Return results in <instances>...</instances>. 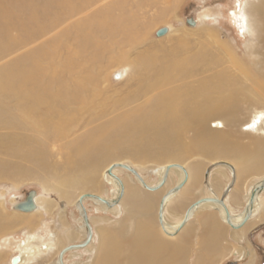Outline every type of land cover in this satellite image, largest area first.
I'll use <instances>...</instances> for the list:
<instances>
[{"label": "rangeland", "instance_id": "obj_1", "mask_svg": "<svg viewBox=\"0 0 264 264\" xmlns=\"http://www.w3.org/2000/svg\"><path fill=\"white\" fill-rule=\"evenodd\" d=\"M236 1L241 3L246 16L241 24L233 17V11H237ZM257 2L0 0V72L5 74L1 79L0 73L1 84H6V79L11 82V71L27 70L31 78L25 84L46 85L51 97L49 102H41L37 109L40 113H26L10 93L25 89L20 87L22 80L13 82V88L9 85L4 86L5 89L0 87V210H3L0 212V223L3 224L0 226V243L6 239L5 244L8 245L1 264H9L11 256L22 255L21 245L30 236L37 238L38 245L46 240L53 245L56 234L63 230L71 231V240L54 245L31 263L57 264L61 249L86 238L81 229V212L76 208L80 195L88 193L106 200L117 196L118 188L106 180L104 172L117 162L136 169L150 187L159 182L158 168L178 164L191 174L198 165V191L185 206L205 197L220 199L231 183L223 204L233 217L243 214L252 187L264 179V153L261 163L258 162L259 169L255 162L246 163L247 172L242 173L235 165L238 156L234 148L217 145L214 149H206L208 153L189 150L175 158L160 156L162 151L157 145L146 149L136 141L123 144L118 139L119 144L109 148L112 156L102 162L94 174L100 184L99 191L69 187L64 182L63 167L69 146L84 134L133 110L148 109L164 89L181 86L180 81H174L167 86L156 83L150 87L158 77L154 70L146 73L144 69L149 66L159 69L161 62L157 61L158 56L169 55L168 51L173 47L178 48V56H202L195 73L184 82L195 83L213 77V85L223 88L222 95L233 98V111L210 117L206 121L207 126L213 128L216 120L222 121V129L231 137L229 142H239L242 147L246 145L249 152L264 149V144L250 141L252 137H261L259 134H244L254 112L264 109V84L260 82L261 77L264 79V50L256 40L255 21L249 8L250 4ZM187 19L195 20V25H188ZM94 20L98 26H91L90 22L94 23ZM246 27L250 28L249 31ZM160 28L168 31L156 37L155 33ZM116 74L118 78H115ZM14 86L20 88L15 89ZM211 94L218 93L212 91ZM52 118L61 121L56 132L51 126L55 125ZM46 121L48 123L44 124ZM192 136L193 131L187 129L184 140L188 142ZM176 155L180 154L176 152ZM113 172L123 183L124 193L112 211L92 198L83 200L93 231L92 239L84 248L66 252L64 264H91L101 230L123 218L126 208L137 209L138 204L126 200L127 183L144 194L156 197L151 214L157 227L158 202L178 182V175L173 170L159 189L149 191L130 172L121 168ZM73 173L70 172L69 177L74 176ZM185 182L175 193L177 196L186 188ZM30 190L36 191L37 201L42 204L48 201L50 207L29 213L14 210L12 205L23 200ZM236 193L239 195L237 199L234 198ZM177 196L169 199L167 206L170 207ZM252 207L248 220L241 223L242 218L237 225L234 224L235 227L219 217L223 235L218 246L223 253L215 254L218 256L212 258L214 262L212 260L211 264H264V219L260 216L264 211V189L258 192ZM215 210L209 207L196 211L184 224L166 235V239H175L189 231L181 264H196V258L202 252L203 239L207 237V227L201 220L206 213H216ZM168 220L173 222L176 219L168 216Z\"/></svg>", "mask_w": 264, "mask_h": 264}, {"label": "bare ground", "instance_id": "obj_2", "mask_svg": "<svg viewBox=\"0 0 264 264\" xmlns=\"http://www.w3.org/2000/svg\"><path fill=\"white\" fill-rule=\"evenodd\" d=\"M235 7L237 11H233V17L234 19H238V23L241 24L245 19L244 17H246L243 12L244 8L241 7V3L238 1L235 2ZM249 8L255 21L253 26L258 35L256 40L259 41V45L264 50V0H258V2L254 5L250 4ZM90 24L91 26L94 24L97 25L96 21L94 23L90 22ZM241 27L243 26L241 25ZM249 29L247 28L248 31ZM168 52L169 55L163 54L158 56L157 61L161 62L159 64V69L149 68L150 66L144 68L146 73L154 70V73H156L158 77L149 86L151 87L156 83H163L167 86V83L174 81H180V83H182L181 86L164 89L162 91V95L155 97L150 108L145 110H143V108L137 112L134 110L133 112H128L125 116L116 118L108 124L90 130L84 134L80 140L71 143L69 151L65 156L66 161L63 167V173L66 175L64 182H66L69 187L79 188L81 190L91 189L99 191L100 184L95 179L96 177L94 178V174L100 164L112 156L109 148L117 146L119 144L117 143L118 139H120V143L123 144H131L130 141H136L140 143V146L141 144L145 145L146 149H152L155 145H157L162 151L160 156L169 155L175 158L184 155L189 150H193V152L194 150L196 152L205 151L208 153L206 149H214L217 145H221L224 148L230 147L235 149L234 153L238 156L235 165L242 170V173L247 172L246 163L255 162L257 164V168L259 169L258 162L261 163L264 149L260 151L256 149L253 152H249L246 145L242 147L239 145V142H229L228 140L231 137L222 129L224 127L222 121L216 120V124L213 125V128L211 126H207L206 124V121L210 117H214L215 115H227V113H231V111H233L234 104L232 96L222 95L223 88L219 85V87L213 85V77L211 79L207 78L198 80L195 83L184 82L187 77H190L195 73V69L199 65L198 60L199 58L201 59L202 56H178L177 47H173ZM158 70L159 72H157ZM11 73L13 75L11 78L9 74H7V78L8 80L10 78L11 82L6 79V84H1L0 80V87L5 89L4 86L7 87L9 85L13 88V82L15 83L17 79L22 80V86L20 87L25 89L23 91L13 90L10 93L15 96V99L18 101L17 104L22 105L26 113L36 112L37 109L41 107V102L45 101L47 103L51 100V97L49 96L50 93L47 90L48 87L46 88V85L45 87L37 85V87L35 85L28 86L25 84L27 80L31 78V75L27 72V70H13ZM4 75V73L1 75V79ZM144 79H146V77H144ZM260 82L264 84L263 77L260 78ZM14 87L15 89L20 88L17 86ZM212 91H216L218 94L212 95ZM44 107V109L47 108L45 105ZM37 112L40 113V110ZM47 112L48 111H45V113ZM52 121L55 125L51 126L55 127L54 131L56 132L61 121L60 119L54 120L53 118ZM47 123L48 122L46 121L44 124ZM187 129L193 131V136L188 142L184 140V134ZM245 132L246 133L244 134L248 135L250 133L259 134L261 137H257L255 139L251 136L252 138L250 141L253 140L258 142V145L264 144V109L256 110L254 112L253 116L247 122V131ZM136 146L139 145L136 144ZM176 152L180 155H176ZM134 153H137V151ZM167 165L158 168L157 170V174L159 176L158 183L163 181L157 189H159L165 181H168L167 179L169 173L173 170H175L178 175V182L176 183L174 189L165 192L158 202L156 214L158 222L157 227L154 226L151 214L156 197L154 195L144 194L140 192L137 187L127 183L126 200L138 204V207L135 210L126 208L123 218L115 222L113 221L114 223H112V225H109L108 227L105 226L101 230L100 241L95 251L94 260L91 264H181L184 258L185 243L188 241V237L186 235L189 231L175 239H166V235L172 233L184 224V222L196 211L209 207L216 209V213H206L207 215H205L201 220V223L207 227V237L203 239V245L201 247L202 252L199 256H197L196 264H205V262L208 264L210 260L211 261L209 263L211 264L212 260L214 262V259H212L213 257L216 258L218 255H221L223 249L221 250L219 248L218 242L220 237L223 235V225H220L219 217H221V220L229 226L235 227L237 223L245 217L246 208L243 214L238 217H233L230 214L229 217H227L225 211L227 209L225 208L222 199H216L214 196L213 198L205 197L197 200L196 203L186 207L185 203L191 197H194L198 191L197 187L200 179V168L198 165H195L191 174H189L187 170L186 172L184 171L181 165L176 164L177 166L172 167L170 170L165 172ZM106 170L104 171L105 173ZM77 171L79 172L78 174H76ZM70 172H74V176L69 177ZM105 177L106 180L116 186L119 191L122 187V193H124V186L122 182L119 183L115 178L108 175ZM188 178H190V180L187 186ZM184 181H186L184 184V187L186 188H184L183 191L181 190L182 192L177 196V194H175L179 190V188L177 189V185L179 183H184ZM261 183L264 185L263 178L254 184L253 187L258 186ZM168 192L169 194H167ZM257 194L255 195L252 206L255 204ZM174 196L177 197L174 199L172 205H170V207L167 206V201H169L172 197L174 198ZM238 196V193L234 194V198L237 199ZM249 197L246 201V207L248 205ZM37 199V197H34L36 204L35 210L41 207H50V202L43 201L42 204L39 200L37 201ZM94 200L103 208L111 211L116 205L115 204L109 207L107 204H104L97 199ZM162 202L163 211L162 216L160 217L162 219L161 220L159 219V207ZM1 211L3 212V210H0V212ZM251 211H253V207L251 208ZM167 214L168 216L175 217L176 220L170 222ZM260 216L264 219V211L260 213ZM35 219L33 220L35 221ZM81 220V229L84 231L85 236H87L88 230L83 221L82 214ZM26 221L28 222L29 220L27 219ZM34 221L30 222L34 223ZM1 225L3 227V224L0 223V226ZM2 227H0V232L2 231ZM72 238L73 234L71 231L63 230L61 234H56L53 245L49 240H46L38 245L37 238L34 235L30 236L27 238V241L22 243L21 249L23 250V254L19 256V261L15 264H31L34 259L41 256L43 253L50 251L54 245L58 244L59 246L64 243V241H69ZM5 241L6 239L3 240V243H0V264L4 261V252L8 246L5 244ZM215 254L218 255L215 256ZM12 257L13 256L9 258V264H11Z\"/></svg>", "mask_w": 264, "mask_h": 264}, {"label": "water", "instance_id": "obj_3", "mask_svg": "<svg viewBox=\"0 0 264 264\" xmlns=\"http://www.w3.org/2000/svg\"><path fill=\"white\" fill-rule=\"evenodd\" d=\"M195 22L196 21L193 20V19H187V24L190 25V26L195 25ZM167 31H168L167 28H160V29H158L156 31L155 35H156V37H160V36L164 35ZM115 78H118V74L115 75ZM175 166H177V165L176 164H169V165H167L166 166V169H165V172L168 171V170H170V168L175 167ZM118 168H121V169L126 170V171L130 172L131 174H133V176L138 180V182L142 185V187L144 189L155 190L163 182V181H161L155 187L147 186L145 184L143 178L141 177V175L136 171V169H134L130 165H127V164L121 163V162L111 164L107 168L105 174L108 175V176H110V177H112V178H115L120 183L121 182L120 179L116 175H114V173H113V170L114 169H118ZM230 185H231V183L223 191L222 198H221L222 200L225 199V196H226L228 190L230 189ZM120 186H121V184H120ZM181 186H182V183H179L177 185V189L180 188ZM263 189H264V185L262 183L260 185L255 186V187L252 188V191H251L250 197H249V201H248V205L246 207V215L243 218L242 223L246 222L248 220L249 216H250L251 208H252V204H253L255 195L258 192L262 191ZM122 192H123V189L121 187L120 188V191L118 192V194L115 197V199L114 198L113 199H110V201L109 200L102 199L101 197H98V196H95V195H92V194H88V193L80 195V197L76 201V208L81 211L83 221H84L85 226H86V228L88 230V235L86 236V239H84L82 242L77 243V244H74V245H69V246L63 248L58 253V256H57V264H64L63 256H64V254L66 252H68L70 250H74V249L84 248L90 242V240H91L92 230H91L90 224L88 222L86 210L84 209V206H83V200L84 199H87V198L97 199V200L101 201L102 203L107 204L109 207H111V206L115 205L116 203H118V201L120 200V197L122 195ZM35 195H36V191L35 190L28 191L26 193L24 199L21 200V201H18L16 203H14L12 205V208L14 210H17V211H20V212H24V213H29V212L34 211L36 209V204H35V201H34ZM210 200H212V199H210ZM221 204H222V201H221ZM162 211H163V202L160 204V207H159V219H161L160 217L162 216ZM225 211H226V216L229 217L228 211L227 210H225ZM229 224L232 225L231 223H229ZM18 261H19V256H14L11 259V264H15Z\"/></svg>", "mask_w": 264, "mask_h": 264}]
</instances>
